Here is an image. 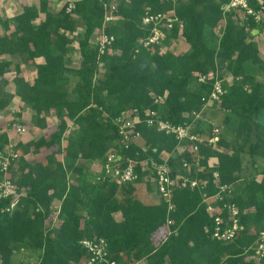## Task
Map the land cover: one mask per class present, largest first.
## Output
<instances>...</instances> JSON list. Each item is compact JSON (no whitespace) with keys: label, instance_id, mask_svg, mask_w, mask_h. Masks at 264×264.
I'll list each match as a JSON object with an SVG mask.
<instances>
[{"label":"trees","instance_id":"obj_1","mask_svg":"<svg viewBox=\"0 0 264 264\" xmlns=\"http://www.w3.org/2000/svg\"><path fill=\"white\" fill-rule=\"evenodd\" d=\"M67 1L54 11L48 0H38L37 5L23 6L13 19L0 17L2 85L8 83L5 74L12 63L1 58L4 54L17 55L27 63L43 60L35 63L32 81L25 78L20 64L14 63V92L0 94V110H7L16 100L33 110L35 124L41 129L48 128L46 116L54 114L58 120L47 138L42 135L24 144L17 142L24 152L30 148L33 154L42 148L49 152L42 160L27 161L21 156L13 166L11 179L21 195L12 210L8 209L10 198L0 201L2 264H17L12 256L21 249L38 250L37 264H75L88 257L81 240L97 238L107 241L110 259L116 264H134L140 259L142 264H243L244 248L264 230V168L259 179L246 177L231 197L245 230L232 241L223 242L211 237L213 217L205 210L200 189L187 186L177 190L171 199L174 211L168 212L165 200L149 181L140 177L117 184L104 178L101 171L75 162L103 161L116 146L119 133L113 118L123 110L153 108L173 123L189 122L187 114L202 108V98L210 94L214 76L223 78L218 65L234 78L230 84L223 83L219 107L226 113L224 120L232 115L251 119L256 128L264 127V85H251L249 75V62L264 71V58L251 41V31L258 24L251 18L239 24L233 19L234 11L223 15L224 0H118L113 10L117 19L105 27L114 41L101 53L90 38L101 27L111 0H71V13L66 12ZM250 5L258 6L256 0H250ZM169 10L183 26L180 29L174 22L171 29L161 27L165 33L162 44L180 39L186 49L145 48L142 40L151 31L150 24L142 23L145 12ZM223 19L225 25L218 35L216 27ZM77 21L82 24L77 41L80 61L72 68L65 65L73 48L67 36L75 31ZM261 26L264 32V22ZM210 73L213 77L205 82L197 80L198 75ZM69 74L76 77L70 92L64 88ZM165 93L161 103H153L151 94ZM15 115L20 118L19 111ZM209 127L194 131H208ZM237 127L246 128L240 123ZM138 129L142 134L138 144H149L150 148L143 152L137 143L131 144L120 152L122 156L136 158L138 152L140 159L147 154L156 157L151 147L170 152L176 145L173 136L144 123ZM7 142L8 135L0 127V148ZM219 145V150L199 147L202 169L196 177L208 180L204 190L209 194L217 190L211 173L206 172L207 159L212 155L218 159L212 170L218 172L220 184L233 186L242 178L240 154L229 153L222 136ZM259 147L255 144L250 149L259 153ZM58 154L64 155V161L56 158ZM181 158L189 160L190 155L185 152L170 160L172 170L177 169ZM55 200L59 202L57 220L51 225ZM167 217L172 219L170 234Z\"/></svg>","mask_w":264,"mask_h":264},{"label":"built area","instance_id":"obj_2","mask_svg":"<svg viewBox=\"0 0 264 264\" xmlns=\"http://www.w3.org/2000/svg\"><path fill=\"white\" fill-rule=\"evenodd\" d=\"M256 2L257 8H253L250 5V0H224L221 9L223 15L234 11L233 19L239 24H242L246 18H251L258 24V27L252 30L260 32L259 26L262 29L261 25L264 22V0H256ZM73 8V1H67L66 12L71 13ZM115 8L116 4L111 3L104 13L101 27L94 30L90 39V43L96 45L101 53L108 49L114 41V35L106 32L105 27L117 19V16L113 13ZM174 22H177L180 29L182 28V21L177 19L172 10L157 13L146 11L142 18V23L145 25L150 24L151 31L150 35L142 40V45L147 49L151 45H159L160 50L163 45L162 40L165 37L161 27L171 29ZM223 25L224 21L221 26L223 27ZM221 26L216 29L217 34L218 32L221 33ZM212 77L213 74L211 73L208 76L198 75L197 80L205 82ZM233 80L234 78L231 74L229 78L223 76L222 79L214 76L210 94L202 98V108L187 114V117L190 118L189 122L173 123L168 119H163L160 112L153 108L134 107L121 111L113 118V123L119 133L116 146L110 149L105 154L103 161L99 163L102 176L117 184L131 183L140 177L149 181L154 191L165 200L168 212L174 211L171 199L177 190L187 186L198 188L201 190L202 202L205 204L206 212L213 217L211 237L223 242L235 239L245 230V226L240 221V211L237 205L230 200L234 195L232 186L220 184L218 172L212 170L218 163L215 155L208 157L206 172L211 173V183L217 190L213 194L207 193L204 189L207 187L208 180H200L196 177L198 171L202 169V166H200L199 147L204 145L213 150H219L221 148L219 145L221 139L220 129L218 126H210L206 132L194 131L195 120L205 115L207 108L220 104L224 94L223 83L227 82L230 84ZM151 96L153 103L159 104L165 99L166 93L163 95L151 94ZM9 113L12 116L14 109H10ZM4 120L5 113L0 110V121ZM141 123H144L147 127L154 128L157 132L173 136L177 141L174 149L167 152L165 150L157 151L155 147H151L152 151L157 154L156 157L147 154L140 159L138 158V152H136V158L122 156L120 154L122 150L127 149L131 144H138L139 140H141L142 134L138 129ZM9 125L10 129L16 134H24L27 131V127L18 119L11 118L8 121ZM6 126L4 125V127ZM138 145L143 152L150 148L149 144L142 143ZM185 152L189 153L190 159L181 158L180 165H178L176 170H172L169 161ZM19 156L20 152L17 142L8 138V142L0 148V201L10 198L8 206L10 210L16 207L18 197L21 195L17 185L11 179V172L14 170L13 166ZM57 206L54 207L53 216L50 218L51 225L57 220ZM171 224L172 219L167 217L168 234L171 233ZM80 244L85 249L88 257L86 260L75 264H93L98 261L105 262V264H116L115 260L110 259L108 243L104 238L83 239ZM243 253L245 255L243 264H264V230L259 231L253 244L245 247ZM0 264H2L1 256Z\"/></svg>","mask_w":264,"mask_h":264},{"label":"rangeland","instance_id":"obj_3","mask_svg":"<svg viewBox=\"0 0 264 264\" xmlns=\"http://www.w3.org/2000/svg\"><path fill=\"white\" fill-rule=\"evenodd\" d=\"M117 1L118 0H111V3L115 4ZM72 16L74 17L73 13H72ZM223 21L224 20L221 21V24L218 23L216 28H219L222 25ZM224 25H225V21H224ZM81 32H82V24L79 21H77L75 31L70 33L69 36H67L70 40L71 46L73 47L72 50L68 53V55L66 57L65 65L68 67L76 68L78 66L79 61H80V54L78 52L77 41H78V37H79ZM251 33H252V35H254L251 38V41L256 43V45L258 46V50H259V56L263 59L264 58V32L263 31L255 32L252 30ZM219 34H220V32H218V35ZM168 48L170 49V51L179 52V51L185 50L186 46L183 43V41H181L180 39H173L172 38V39L168 40L167 43L162 45L160 50L162 49L161 51H165ZM3 56H5V55H3ZM249 66H250L249 69L252 71L249 74L251 76V79H252L250 84L253 85V84H256L258 82L261 85H264V71L261 70L260 68H258V66L256 64H250V62H249ZM21 71L24 72V76L26 79H28L29 81H32V78H33L34 73H35L34 67H30L29 65L24 66V64H23ZM218 72H220L223 76L229 78L230 74L226 68H220L218 65ZM14 74H15L14 67H13V69H9L8 72L5 74V76L8 77V79L6 78L8 80V83L6 85H2V83L0 82V94L2 92H5V91H7V92L14 91V89H13L14 86L11 83V80L14 77ZM68 77H69V80L64 85V88L68 89L70 92L74 86V83L76 81V77H74V75H72V74H69ZM9 107L10 108L12 107L17 112L19 111L20 117L22 116L24 118V121L28 126L27 131L24 134H17L18 135L17 138H21V141H19L18 143L24 144L27 141H29L30 138L33 137V136H31V134L33 132L36 133V136H34L32 138V140L37 139L39 137L38 134L41 133L42 131L35 128V125H36L35 124V114H34V112H31L33 110L28 105L20 106V103H18L16 100H13L11 102V104L9 105ZM205 111H206L205 115L200 116L201 117L200 119L195 120V128H198V129L201 127L204 128V127H207L208 125H210L212 127L218 126L220 129V135L228 143V152L229 153L238 152L240 154L241 166H242L241 167L242 178L240 181L233 184V186H232L233 192L237 193L239 188L244 185V179L246 177L259 179L261 176L260 170L262 168H264V154H263L264 153V127L256 128L255 124L253 123V121L251 119L241 120L240 117L238 119V117H236V116L234 117L232 115H229L230 116L229 120L226 122L224 120L226 113L224 112V110L222 108L219 107V105L214 106L212 108L209 107V109H207ZM17 117H19V116H17V115L8 116L5 118L4 121H1L0 124L8 126V120H10L11 118L17 119ZM46 117L49 118L50 120L52 119L51 120L52 123L58 121L57 118L54 116V114H50ZM52 123L50 124L51 127L53 126ZM237 123L244 124L246 126V128L239 129L237 127ZM36 127H38V126L36 125ZM35 129H36V131H35ZM201 131L206 132V130H201ZM43 132L46 135L48 134L47 130L43 131ZM9 139L14 141L10 137H9ZM255 144L260 145L259 153H253L252 150L250 149V146L255 145ZM23 148L24 147H22V146L18 147V150L20 152L19 157L22 156V158L25 159L24 157L26 155L28 156L27 153H29L30 151L24 152ZM42 149H40L37 152V154L33 155V157L35 158L36 155H38L36 158L39 159V158H41V156L44 157V155L49 152V150H47V149H45V150H44V148H42ZM29 157L30 156H28L27 161H32V160H29ZM56 158L61 160V161H64V159H65L63 154H60V155L58 154L56 156ZM42 159H40V160H42ZM75 164L85 165V166H87V168L89 170L92 169L95 172L100 171V166H99L98 162H92V161L90 162V161H85L83 159H78V160H76ZM92 176H93L92 177V179H93L94 175L92 174ZM86 178L91 179V176L87 175ZM56 205H58V202L55 201L54 204L52 205V207H55ZM118 216L119 215L116 214V217L120 218ZM12 259L17 264H37V262L39 260V251L38 250H32V249H21V250L15 251L13 253ZM143 262H144V260L140 259L139 261L135 262L134 264H142Z\"/></svg>","mask_w":264,"mask_h":264},{"label":"crops","instance_id":"obj_4","mask_svg":"<svg viewBox=\"0 0 264 264\" xmlns=\"http://www.w3.org/2000/svg\"><path fill=\"white\" fill-rule=\"evenodd\" d=\"M49 1V8L51 9V10H55V11H57L61 6H62V4L65 2V0H48ZM38 4V0H0V17H2V18H8V19H13L14 17H15V15H17L18 13H20L21 11H22V8H23V6H25V5H37ZM42 16V15H41ZM0 31L2 32V30H1V28H0ZM5 56H3L5 59H7V60H11V65H10V69H13V67H14V63H18V64H20V69L23 67V64H24V66L25 65H29L30 67H34V69H35V63H41V62H43V60H42V58H36V59H34V63H27V62H25L24 60H21L20 58H19V56H17V55H9V54H4ZM3 57H1V58H3ZM6 77V76H5ZM7 79H8V77H6ZM14 89V88H13ZM14 91H11V92H9V93H13ZM10 109H12L13 110V108L11 107H8L7 108V110H5V111H3L4 113H5V118L6 117H8V116H11L10 115V113H9V110ZM17 111H15L14 110V114L13 115H15V113H16ZM31 112H33V111H31ZM17 119L22 123V124H24L26 127H28L27 126V124L25 123V121H24V118L21 116L20 118L19 117H17ZM47 119V126H48V128L46 129H39V127H36V125H35V128L36 129H38V130H40V131H42L41 133H39L38 134V136L40 137L41 135H43L45 138H47L48 137V134H49V132H50V127H51V123H52V119L50 120L49 118H46ZM9 121V120H8ZM1 122V121H0ZM58 121H56V122H54V123H52V125H55L56 123H57ZM0 127L2 128V130H4L6 133H7V135H8V138L10 137L11 139H13L15 142H19V141H21V138H17L18 137V135L13 131V130H11L10 129V125L7 127H4V125H2V124H0ZM6 128V129H5ZM36 129H35V131H36ZM48 131V134L46 135L43 131ZM31 136H36V133L35 132H33L32 134H31ZM32 137V138H33ZM17 138V139H16ZM32 138H30V140L32 139ZM31 148H30V152L29 153H27L28 154V156H30L29 157V160H32V161H34V160H40V159H42L43 157L41 156V158H39V159H37L36 157L38 156V155H36V157L34 158L33 157V155H35V154H33L32 152H31ZM43 150V149H42ZM45 150V149H44ZM40 153V152H39ZM37 154V153H36ZM28 156L26 155L24 158L26 159V160H28ZM92 170V169H91ZM56 202H58V200H55ZM59 203V202H58ZM57 206V205H56Z\"/></svg>","mask_w":264,"mask_h":264}]
</instances>
